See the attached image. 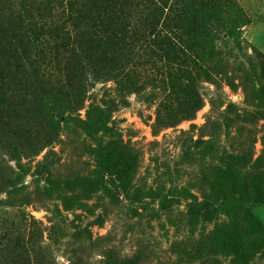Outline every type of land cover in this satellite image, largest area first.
Returning <instances> with one entry per match:
<instances>
[{"label":"rangeland","instance_id":"obj_1","mask_svg":"<svg viewBox=\"0 0 264 264\" xmlns=\"http://www.w3.org/2000/svg\"><path fill=\"white\" fill-rule=\"evenodd\" d=\"M37 1L68 13L0 0V47L20 40L0 69V264H188L176 243L191 230L205 233L189 264H264V0H136L117 40L80 12L73 47L31 27ZM125 142L137 201L113 200L100 177ZM226 150L249 159L248 177L221 175ZM227 184L237 198L220 202ZM205 199L219 204L210 220L187 217Z\"/></svg>","mask_w":264,"mask_h":264},{"label":"trees","instance_id":"obj_2","mask_svg":"<svg viewBox=\"0 0 264 264\" xmlns=\"http://www.w3.org/2000/svg\"><path fill=\"white\" fill-rule=\"evenodd\" d=\"M136 0H59L60 5H66L68 7V13L65 14L64 19H60L57 15L51 11V9L43 3L37 1V18L32 28H39L40 38H47L49 35L56 33L58 40L63 47L72 46V31L71 26H74L76 16L80 12L89 13L94 23L101 28V31L110 34H115V38L122 39L127 37L129 32L133 29V21L129 18L131 10L133 9ZM18 14V13H17ZM69 15V18H67ZM12 29L5 22L0 23V34L5 36L10 35ZM39 38V40H40ZM6 48L0 47V55H7L5 61H0V69L2 68L6 72H10V68L14 65L16 58H12L8 53H14L20 43L18 38H14L13 44L10 40H5ZM73 47V46H72ZM2 58V57H1ZM5 75L0 71V90L4 92L10 88L9 80H5ZM4 79V81H3ZM189 105L187 107V114L190 117H194L197 110L202 107L201 98L198 94H192L189 99ZM118 142L123 143L120 139ZM125 148L118 147L116 150L107 147L104 153V161L98 160L99 167L103 168L100 177L108 182V187L111 188L112 199L118 201L122 195L130 196L133 201H137V193L140 194L138 188L130 185V158L135 159V154L132 152L128 144L124 143ZM132 148V147H131ZM222 169L221 175L232 174L242 170V175L248 177L250 171H246L249 163V159L244 154L236 155V152L225 151V156L221 157ZM248 170V169H247ZM203 176V175H202ZM238 178V177H236ZM246 179V178H244ZM210 183L208 178L203 176V181ZM225 188L222 195L219 197L220 202H224L230 199H236L237 192H235L230 186L223 185ZM154 197L153 199H161L162 209L167 213L171 211V199L161 193H156L152 189L149 190ZM261 194H264V190ZM259 196V195H258ZM257 197V196H256ZM161 207V206H160ZM186 211L187 217L194 219L198 222V219L210 220L211 214L215 212L219 204L214 203L213 200L205 199L203 202H197L196 207L190 204ZM161 209V208H160ZM201 220V221H202ZM205 231L196 232L191 230L190 239H182L177 241L176 245L179 248L177 250L178 256H183L185 262L192 263L197 257L198 261L203 257V234ZM197 234V235H196ZM140 254V253H139ZM141 261L128 262L126 264H140Z\"/></svg>","mask_w":264,"mask_h":264}]
</instances>
